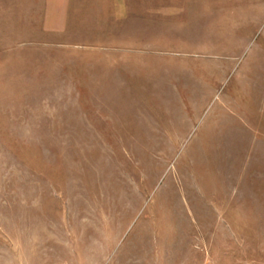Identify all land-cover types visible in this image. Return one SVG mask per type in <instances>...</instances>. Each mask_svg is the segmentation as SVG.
Listing matches in <instances>:
<instances>
[{"label":"rangeland","instance_id":"1","mask_svg":"<svg viewBox=\"0 0 264 264\" xmlns=\"http://www.w3.org/2000/svg\"><path fill=\"white\" fill-rule=\"evenodd\" d=\"M0 0V264H264V0Z\"/></svg>","mask_w":264,"mask_h":264},{"label":"crops","instance_id":"2","mask_svg":"<svg viewBox=\"0 0 264 264\" xmlns=\"http://www.w3.org/2000/svg\"><path fill=\"white\" fill-rule=\"evenodd\" d=\"M131 0H108V4L111 6V11L114 13H122L125 10L126 4ZM71 0H44L45 11L46 12H62L65 13ZM93 3V0H91Z\"/></svg>","mask_w":264,"mask_h":264}]
</instances>
